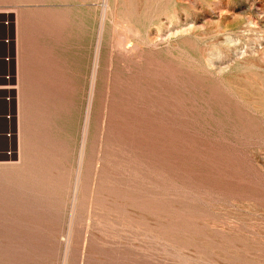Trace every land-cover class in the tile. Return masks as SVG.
<instances>
[{"label": "rangeland", "instance_id": "rangeland-1", "mask_svg": "<svg viewBox=\"0 0 264 264\" xmlns=\"http://www.w3.org/2000/svg\"><path fill=\"white\" fill-rule=\"evenodd\" d=\"M0 37V264H264V0H0Z\"/></svg>", "mask_w": 264, "mask_h": 264}, {"label": "built area", "instance_id": "built-area-1", "mask_svg": "<svg viewBox=\"0 0 264 264\" xmlns=\"http://www.w3.org/2000/svg\"><path fill=\"white\" fill-rule=\"evenodd\" d=\"M10 41L0 37V45L6 46ZM13 55L0 53V160L15 155L16 115L13 109L15 103L16 87L14 71L9 67L13 65ZM7 68V69H6Z\"/></svg>", "mask_w": 264, "mask_h": 264}, {"label": "bare ground", "instance_id": "bare-ground-1", "mask_svg": "<svg viewBox=\"0 0 264 264\" xmlns=\"http://www.w3.org/2000/svg\"><path fill=\"white\" fill-rule=\"evenodd\" d=\"M119 42H120V41H119ZM121 42H122V40H121ZM120 44H123V45H125L124 43H120ZM120 44H119V45H120ZM121 47H122V46H121ZM124 50H125V49H124Z\"/></svg>", "mask_w": 264, "mask_h": 264}]
</instances>
